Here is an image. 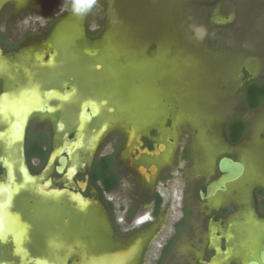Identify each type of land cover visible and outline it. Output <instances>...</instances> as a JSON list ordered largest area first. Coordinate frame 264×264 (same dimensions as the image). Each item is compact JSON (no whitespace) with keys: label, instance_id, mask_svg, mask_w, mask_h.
Wrapping results in <instances>:
<instances>
[{"label":"flooded vegetation","instance_id":"af4514ba","mask_svg":"<svg viewBox=\"0 0 264 264\" xmlns=\"http://www.w3.org/2000/svg\"><path fill=\"white\" fill-rule=\"evenodd\" d=\"M11 2L0 0V25L2 17L16 13ZM56 25L45 48L31 44L34 35L10 42V29L0 26V264H127L135 254L151 257L152 264H264V243L254 258L234 249V217L243 208L232 185L212 199L201 197L221 176L220 160L239 159L226 154L216 175L207 168L189 182L184 177L194 174L196 165L192 138L176 139L168 121L146 131L123 122L97 124L102 111L97 99L55 73L64 68L50 44ZM31 49L39 50L44 65L56 56L60 67L52 75H17L22 88L13 89L20 83L6 75L5 60L12 69L21 68L15 56ZM43 116L48 119L40 121ZM230 121L225 141L237 148L247 123L234 143ZM163 133L169 136L162 138ZM254 200L255 213L264 219L259 188ZM91 215L96 230L89 228ZM89 230L102 236L87 239ZM103 252L107 256L97 260Z\"/></svg>","mask_w":264,"mask_h":264},{"label":"rangeland","instance_id":"374dc122","mask_svg":"<svg viewBox=\"0 0 264 264\" xmlns=\"http://www.w3.org/2000/svg\"><path fill=\"white\" fill-rule=\"evenodd\" d=\"M72 3L12 0L7 5L16 13L2 17L0 26L10 29V42L34 35L31 44L45 48L57 24L50 44L64 68L55 73L66 76L82 95L97 99L102 109L97 124L123 122L146 131L168 121L176 139L187 143L192 138L196 165L194 174L187 171L184 177L189 182L207 168L216 175L226 154L241 160L245 176L231 188L243 208L234 217V249L243 258H254L264 243V219L254 211L256 189L264 192V100L261 110L249 109L245 87L264 82V0H94L83 14L73 13ZM20 52L14 59L21 68L12 69L5 60L6 75L20 83L13 89L22 86L19 75H52L60 67L56 56L44 65L39 50ZM113 110V115L108 112ZM236 117L245 119L247 134L232 148L224 125ZM101 211L108 216L103 205ZM88 220L90 230L95 229L92 215ZM90 230L87 239L102 236ZM102 254L97 260L107 256ZM152 262L135 254L127 264Z\"/></svg>","mask_w":264,"mask_h":264},{"label":"water","instance_id":"95a60500","mask_svg":"<svg viewBox=\"0 0 264 264\" xmlns=\"http://www.w3.org/2000/svg\"><path fill=\"white\" fill-rule=\"evenodd\" d=\"M61 170V169H59ZM219 171L221 176L211 182L207 187V193H201L203 200L214 198L219 192H226L229 186L237 184L245 176L246 166L239 160L224 156L219 162ZM249 264H258L257 262H250Z\"/></svg>","mask_w":264,"mask_h":264},{"label":"trees","instance_id":"16d2710c","mask_svg":"<svg viewBox=\"0 0 264 264\" xmlns=\"http://www.w3.org/2000/svg\"><path fill=\"white\" fill-rule=\"evenodd\" d=\"M100 1V0H97ZM264 100V82H250L245 87V103L251 110H256L260 107ZM246 129V123L241 118H236L230 121L229 137L232 142L237 143Z\"/></svg>","mask_w":264,"mask_h":264},{"label":"clouds","instance_id":"9594fccd","mask_svg":"<svg viewBox=\"0 0 264 264\" xmlns=\"http://www.w3.org/2000/svg\"><path fill=\"white\" fill-rule=\"evenodd\" d=\"M93 3L94 0H73L72 11L75 14H83Z\"/></svg>","mask_w":264,"mask_h":264},{"label":"bare ground","instance_id":"6f19581e","mask_svg":"<svg viewBox=\"0 0 264 264\" xmlns=\"http://www.w3.org/2000/svg\"><path fill=\"white\" fill-rule=\"evenodd\" d=\"M41 54V53H40ZM54 58H55V56H54ZM56 62V61H55ZM53 63H54V61H53ZM55 64V63H54ZM3 64H1V66H2ZM4 66V65H3ZM2 66V67H3ZM28 67V66H27ZM31 67V66H30ZM39 67H40V64H39ZM42 67V66H41ZM46 67V66H45ZM48 67V66H47ZM51 67V66H50ZM53 68V67H52ZM24 69H25V66H24ZM21 71H23V70H21ZM30 74H31V71H30ZM23 75V74H22ZM33 75V74H32ZM28 77V76H27ZM29 78V77H28ZM34 79H35V77H34ZM34 79H33V81H34ZM32 80V79H31ZM32 81V82H33ZM31 82V83H32ZM34 83V82H33ZM27 86V85H26ZM25 87V86H24ZM22 88V87H21ZM27 88V87H26ZM31 88H33V87H31ZM25 90V89H24ZM32 90V89H31ZM34 91V90H33ZM40 98H42V97H40ZM41 100V99H40ZM44 100V99H43ZM62 100V99H61ZM68 100V99H67ZM82 100H84V99H82ZM64 101V100H63ZM69 102V101H68ZM89 102V101H88ZM88 102L86 103V104H84V109H85V111H86V108L88 107ZM97 102V101H96ZM95 102V103H96ZM43 103H45V102H43ZM79 103V102H78ZM90 103V102H89ZM94 103V102H93ZM40 105V104H39ZM59 105V104H58ZM37 107H38V105H37ZM43 107V106H42ZM101 109V108H100ZM82 110V109H81ZM10 111V110H9ZM82 112V111H81ZM19 114H20V112H19ZM82 119V118H81ZM19 125V124H18ZM84 128V127H83ZM15 130V129H14ZM12 132V131H11ZM72 149H73V147H72ZM71 149V150H72ZM82 204V203H81ZM3 214H4V212H3ZM9 215V214H8ZM7 216V215H6ZM9 217V216H8ZM10 218V217H9ZM8 220V219H7ZM13 220V219H12ZM3 221V220H2ZM1 223V222H0ZM11 223V222H10ZM2 224V223H1ZM16 224V223H15ZM10 225V224H9ZM8 225V226H9ZM14 225V224H13ZM17 225V224H16ZM19 226V225H18ZM18 226H17V228H18ZM7 227V226H6ZM9 227H11V225L9 226ZM1 230H2V228H1ZM16 230V229H15ZM18 230V229H17ZM21 230V229H20ZM19 230V231H20ZM21 232H23V231H20L19 233H21ZM14 233V232H13ZM17 234V233H16ZM17 237V236H16Z\"/></svg>","mask_w":264,"mask_h":264},{"label":"snow or ice","instance_id":"6c2138e0","mask_svg":"<svg viewBox=\"0 0 264 264\" xmlns=\"http://www.w3.org/2000/svg\"><path fill=\"white\" fill-rule=\"evenodd\" d=\"M32 95L35 96V93H32ZM24 108H25V105L22 103L21 104V110H24Z\"/></svg>","mask_w":264,"mask_h":264}]
</instances>
